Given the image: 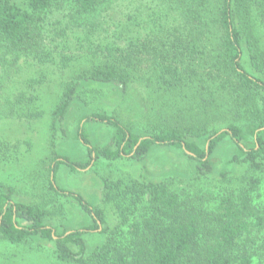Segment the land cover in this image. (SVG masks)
I'll return each instance as SVG.
<instances>
[{"label": "trees", "instance_id": "trees-1", "mask_svg": "<svg viewBox=\"0 0 264 264\" xmlns=\"http://www.w3.org/2000/svg\"><path fill=\"white\" fill-rule=\"evenodd\" d=\"M55 54L75 70L55 105L56 125L75 104L105 95L93 85L120 92L133 118L118 109L81 117L77 136L90 161L57 156L40 201L17 202L3 187L0 239L50 242L56 264H264V0H0L4 117L43 115L35 90L43 76L18 91L15 69L21 60L55 62ZM135 92L145 107L130 103ZM93 124L114 129L113 146L91 141ZM226 144L232 156L217 169ZM158 147L181 151L189 179L209 184L179 194L168 180L104 179L114 229L102 208L57 184L62 165L81 172L94 160L144 163ZM13 156L0 142V162ZM66 198L94 224L53 223L65 217ZM95 231L106 241L89 251L85 236Z\"/></svg>", "mask_w": 264, "mask_h": 264}, {"label": "rangeland", "instance_id": "rangeland-1", "mask_svg": "<svg viewBox=\"0 0 264 264\" xmlns=\"http://www.w3.org/2000/svg\"><path fill=\"white\" fill-rule=\"evenodd\" d=\"M54 60L55 62L47 64L21 60L15 69L18 83L13 88L18 91L26 90L25 80L32 77L39 79L43 76V83L35 88L43 104L44 112L41 117L31 120L4 117L0 109V142H6L14 155L10 161L0 162V192L3 187L11 189L13 199L21 203L40 201L47 191L50 168L57 156H68L74 161H90L89 152L77 136L81 117L97 111L113 113L118 109L122 112L120 113L122 118H133L131 111L134 105L130 108L128 101L123 100L120 92L111 87L93 85L92 87L104 90L105 95L88 107L75 104L66 120L61 125H56L53 120L55 105L64 92L65 83L75 70L61 68L58 65L60 60L58 54H55ZM131 102L135 104L139 102L140 106L145 107L141 95H137L136 92ZM86 130L95 145L113 146L114 129L102 124H93L87 125ZM232 153L233 149L229 144L219 149L216 156L217 169L225 167ZM189 164V160L181 151L158 147L144 163L129 158L115 162L94 160L88 170L81 172H72L68 166L62 165L58 172L57 184L68 192L81 195L93 206L102 208L107 216V225L114 229L118 224V216L103 202L104 179L114 180L122 177L127 181L136 179L146 182L168 180L174 190L184 194L209 184L189 179ZM261 194L264 199V188ZM63 204L65 217L56 215L55 219H52L53 223L64 222L68 229H82L94 224L92 218L71 199H63ZM85 239L88 250L91 251L106 241V235L95 231L86 234ZM40 243L16 246L0 239V264H56L52 252L53 244Z\"/></svg>", "mask_w": 264, "mask_h": 264}]
</instances>
